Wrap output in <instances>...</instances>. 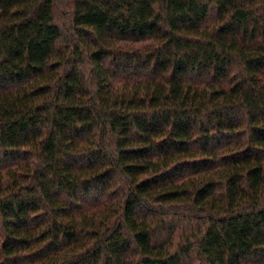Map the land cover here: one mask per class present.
I'll list each match as a JSON object with an SVG mask.
<instances>
[{
	"label": "trees",
	"instance_id": "1",
	"mask_svg": "<svg viewBox=\"0 0 264 264\" xmlns=\"http://www.w3.org/2000/svg\"><path fill=\"white\" fill-rule=\"evenodd\" d=\"M0 264H264V0H0Z\"/></svg>",
	"mask_w": 264,
	"mask_h": 264
}]
</instances>
